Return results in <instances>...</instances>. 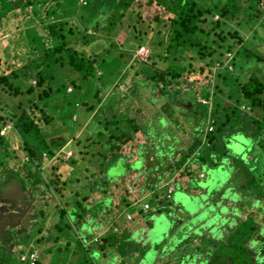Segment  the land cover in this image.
<instances>
[{"label":"rangeland","instance_id":"obj_1","mask_svg":"<svg viewBox=\"0 0 264 264\" xmlns=\"http://www.w3.org/2000/svg\"><path fill=\"white\" fill-rule=\"evenodd\" d=\"M45 1L53 2V0ZM108 1L61 0V3L55 8L56 10H53L54 12H51L50 7L48 9L45 7L47 15L39 14L43 10L42 4L34 6L33 11L29 14L28 12L24 14L19 11L14 16L4 17L0 14V18H4L0 22V75L7 74L8 82L12 84L11 89L0 90V128L8 124L12 125L0 139V166L5 167L4 163L7 160L9 167L14 169L15 173L16 170L22 173L26 168L27 170L37 169L36 173L29 178L35 183L32 185V191L40 190L42 193L39 195L43 196V198L39 197L42 205L46 203L40 209L41 211L32 209L34 205L35 207L38 206L37 197L34 199L28 197L29 202L24 205L12 204L13 206L7 214L11 215L12 210L15 212L14 217L22 218V215L19 214V211H22V213L30 215V218L35 217L37 219L32 220V224L27 226L26 232L20 238L25 240V244H18L21 246L19 253L16 252L18 245H13L14 249L10 252V264H25L20 262L19 257L21 253L26 254L29 245H32L33 250L38 253L37 264H71L68 253L71 250L73 251L75 244L78 245L76 251L79 249L81 253L84 252L82 243L86 242V239L81 240V227L75 223L74 217L60 218L61 216L57 213L59 206H57L58 208L55 206L52 195H55L58 199L57 203L60 202L59 197L61 194L63 197L62 202L66 203L68 199H71L69 203L73 202L74 206L76 202L82 204L81 197L69 198L67 195L70 194L72 187L75 188L74 192L78 196L88 194L84 189V186L88 183L87 178L90 181H95L91 183V186L96 193L92 192L88 195L93 206L96 205L94 201L103 200L102 198L106 197V193H110L111 195L108 197L115 198L119 204L116 211L118 229L116 232L113 231V227L110 229L111 248L114 244H119V247L118 250L113 248L110 250V255L104 260L103 264H168V262L171 264H188L189 262V264H196L197 262L199 264H213L217 262L220 255H211L212 253L219 254V252H222V256L226 253L224 247L221 248V251H217L220 248L216 246L221 242H227L226 238L230 237H234L233 244L235 246L231 247V252L238 257L239 264H252L251 255L246 253V249L243 248L249 244L251 245L250 249H254L256 253L260 248L258 244L254 247L256 236L254 234L252 237L249 232L252 219L259 223L255 224L257 229L264 228V219L261 218L264 216V136L261 135L259 141L253 140L249 134L241 132L239 129L229 131L226 128L224 130L226 137L232 133L235 134L227 139L228 144L222 157L223 167L213 168L215 170L205 172L209 177L207 180H210L213 184L212 188L209 190L208 186L204 187L198 184L203 174L200 175L199 179L196 178L195 183H190L192 186L190 190L194 192L201 191L202 187L205 189L203 193L206 194L200 200L188 202V207L193 212L190 215L187 214V217L182 215L183 218L176 213H172V209L175 208L169 207L168 203L179 202L180 198H184L183 195L188 194L187 192H184L187 194H178L177 191L179 190L176 189L171 195L169 192L172 191L171 188L174 189L173 183H176L177 180L183 181V176H192L188 174L194 175L197 170H191L190 165L187 167L183 165L180 169L177 168L175 162L180 159V154L173 162H166L168 164L165 168L159 163L163 162L171 151L174 153V149L179 148V151H185L188 146L194 143L195 137L200 134V130L203 131L202 137L205 138L206 136L204 142L208 141V134L214 136L215 141L219 139V133L215 131V125L213 124L214 129L211 133H209L208 128L213 121H220L213 114L214 110H211L214 99H210V97L204 99L202 94L204 91H213L212 86L223 66L219 61L199 58L196 50L192 51L190 49L188 54L193 57L192 65L195 67V73L190 75L184 73L182 78L177 80L176 85L168 84L169 81H166V84L163 82L153 84L150 79L154 70L149 66L153 63L158 70H164L168 62L164 57V41L167 44L168 38L167 20L165 18L167 15L164 9L171 0H163L157 6L154 3L148 5V0ZM86 3L87 5H85ZM253 4L252 2L247 7ZM243 5L246 6L247 4ZM258 8L259 5L252 8V13L260 10L262 17L264 9L262 6ZM137 12L141 13L145 21L152 19L155 13L158 14V22L149 23L150 29L146 31L148 33L146 38L144 37L146 26L141 29L144 30L141 33L140 28L142 27L136 17ZM52 13L55 15L52 16ZM241 16L243 14L238 15L240 17L238 22L244 24L245 16L244 18ZM216 20V16L209 17L203 26L211 28L210 24L214 25ZM45 22H49L48 25L55 26V34L43 33L42 29L46 24ZM219 23L221 24L215 29V34L217 35L220 32V35L225 38V42L221 44V52H223L222 60L226 64L230 65L228 60L234 57L236 49L241 46L248 51L253 49L256 54H260V58L264 59V26L261 25V22H258L254 28L256 29L255 33L254 30L252 33L245 24L235 27L237 21L231 23L219 19ZM27 27H30L31 31L27 30ZM83 28H88V30L84 31ZM234 30L244 40L247 39L243 45L237 43L232 45L228 32H235ZM37 34L43 35L46 44L41 46L42 41L37 37ZM31 36L33 40H31ZM63 38L64 42L74 51H77L78 54L96 60L92 70L93 80H88L91 77L87 80H79V82L76 79V87L71 84V80L75 79L76 76H80L79 73L69 69L61 60L55 64L43 61L46 50L54 48L59 42H63ZM212 38H215V35ZM159 40L163 42V47L156 44ZM202 43L211 45L209 39L205 38L202 39ZM229 44L232 45V51L224 49ZM214 47L217 48V45H214ZM207 61L210 66L212 65L209 67L212 70L210 76H206L209 68L205 69L203 73H199L197 69L198 63L203 64ZM237 61L240 62L241 59L238 58ZM35 62L40 65L41 71L37 72L34 69ZM242 63H245V65H242L243 70L240 71L241 74L239 75L242 82L250 73L263 77L264 61L258 63L256 60H250L247 63L242 61ZM11 71L15 75L8 74ZM49 71L54 75V80H49L53 93L50 97L39 99L37 96L40 89L34 87L36 74L40 73L42 75L45 73V75H49L47 74ZM232 72L236 73L235 71ZM7 78L6 80H8ZM47 82L45 86L48 84ZM236 86H238V83L234 85V87ZM29 87H33L30 94L27 93ZM72 88L73 91H69L71 92L69 93L67 89L72 90ZM173 91L177 93L172 94ZM231 93L235 95L234 92L231 91ZM169 96L171 97L170 100L168 99ZM99 101L101 104H98ZM168 102L171 103L169 108L173 110L172 119H177L175 126L171 122V117L168 116L170 111L163 112L166 111L164 106ZM220 102L225 109L233 103L226 97H220ZM197 103L203 105L202 109H199V113L201 115L206 114V117L203 118L199 115L201 119L195 123L187 121V117L183 119L186 115L189 116V110L194 109ZM34 106H36V111L41 114L43 119L41 117L38 122L35 121L38 127L35 136L29 132L27 136L22 135L21 140L13 125L20 116L24 115L23 112L30 114ZM89 108H91V111H89ZM111 108L118 112L115 115L117 119L134 118L140 127V132L133 136V140L119 150L114 147L117 142L114 139L109 141L108 138L110 129L113 128V124L109 123L113 118ZM212 109H216V107L213 106ZM238 110L244 118L246 116L249 122L252 121L251 117L258 120L261 118L257 112L249 111V108L244 105H240ZM214 112L218 113L217 111ZM39 113L33 114V117H40ZM43 115L48 118V121H44L45 117ZM160 115L162 116L159 117ZM162 117L165 122L160 121ZM203 120L205 121L204 124ZM238 124L239 126L243 125L242 122ZM106 126L109 127L107 130ZM160 136L163 138L160 139ZM23 140L28 141L27 147L32 149L31 156H27V151L23 149L24 146L21 143ZM65 142L66 145L60 146L57 150L56 146L63 145ZM68 146H70V149H68ZM111 146L113 150L115 149V152L111 150ZM137 147H140L139 152L143 155L138 164L147 162L149 158H152V162L156 165L152 164L148 168L149 174L155 173V167L160 169L157 170L158 172L163 171L162 174L153 176L150 179L152 181L141 192L142 195L147 196L144 197L142 204L148 203L152 208L160 205L164 207L163 209L171 210L168 214H166L168 211H162L165 217H162V220L155 224L159 229L151 227L149 230V234L151 233L152 236L163 233L159 234V241L155 240V247L158 249L152 252L146 251L143 244L136 246V240L134 241V239H139V232L136 231L137 233H133L132 236L129 232L125 237L122 234L126 224L135 227L141 219L140 216L135 217L132 221L125 219L128 211L134 214L138 209H124L122 206L126 207V205H121V202L126 197L119 190L124 189L122 185L129 184L135 190V198H140L136 184L141 181L140 185H145V179L129 176L130 174H127L128 168L132 171L137 168L132 164H126L130 154L133 155L134 151L132 149L136 150ZM201 147L202 155H205L204 158L209 160L211 159L209 155H206L207 151L216 150L218 158L222 155L221 150L215 148L213 143ZM242 161L247 164V168L241 167ZM98 173L100 174L99 180L93 179V176H97ZM17 176L11 174V176L6 177V174L0 172V182L6 181L7 178H11L10 180L19 178ZM55 177H59L58 179L63 181L62 186L56 185L60 188V191L59 188H55V191L50 187V184H46L49 178L54 181ZM28 184L31 186V183L28 182ZM124 193L127 196V192ZM174 195L176 198H173ZM95 196L98 199H95ZM157 196L163 201L162 204L156 203ZM168 196H170V199H168ZM226 199H231L233 206H229L228 201H224ZM41 202L39 205H41ZM4 204L5 201L0 196V207ZM194 210L197 211V214L201 211L207 225H214V229L218 231L215 235H219L220 238L214 240L216 244L213 245L214 248L212 249V243L207 236L199 235L198 237L194 233L199 232L187 226L190 222L186 219H192L194 225L202 222L198 219L196 222V216H193L196 213ZM7 214L4 216L6 217ZM167 215H169L168 220ZM110 217H112V214ZM144 220L147 221V218ZM148 225H151V223H148ZM184 229H190L192 232H187L186 236L184 235ZM261 241H264V235ZM65 242H68L69 245L66 246ZM89 242L90 252L85 257L78 258L76 263L73 264L98 263L99 256L94 253L99 252V246L92 241V238L89 239ZM121 246L124 249L125 247L134 248L124 253ZM214 249L216 250L214 251ZM158 251H160V254H157ZM58 253L61 255L57 256ZM187 254L190 257L186 256ZM151 257L157 259V263L152 262ZM74 258L75 255L72 259ZM140 259L141 261H139Z\"/></svg>","mask_w":264,"mask_h":264},{"label":"trees","instance_id":"obj_2","mask_svg":"<svg viewBox=\"0 0 264 264\" xmlns=\"http://www.w3.org/2000/svg\"><path fill=\"white\" fill-rule=\"evenodd\" d=\"M163 0H148L147 4L149 5L150 3H154V5H159V2H162ZM254 3L253 5L247 7L251 3ZM243 4H247L244 6ZM87 5V3L85 4ZM164 5V4H163ZM160 5V6H163ZM260 6L263 7L264 9V0H171V2H168L165 6V13H166V20H167V44L166 41H164L165 44V59L168 61L166 63L165 69L164 70H158L155 68L154 64L152 63L149 67L154 70L153 74L151 75V82L153 84H156L158 82H163L166 84V81H169L168 84L172 83L174 85L177 84V80L179 78H182L184 73L187 74H193L195 73V67L192 65L193 62V57L188 54V51L191 49L196 50L197 54L199 55V58L205 60V59H210V60H216L221 63L223 67H221V70L218 72L217 77H216V82L212 86L213 91L208 92L204 91L202 96L204 99H208L210 97L213 98V103L211 110L217 111L218 113L213 111V114L219 118L220 121H213V124L215 125V131L218 133L223 132L226 128L229 129V131H232L233 129H241V132H248L251 133L252 137H254V140H260L259 137L261 135L264 136V75L261 77L260 75H255V74H249V76L245 79L244 82L240 80V71L243 70L242 65H245L244 62H248L250 60H256L258 63L263 62L264 59L260 58V54H256V52L251 49L250 51L246 50L245 47H239L236 49V52L234 53V57L228 60L230 65L226 64L222 60L223 52H221V44L225 42V38L220 35V32L216 35L215 29L220 26L221 23H219V19L224 21H229L233 22L237 21L235 24V27H240L242 25H247L248 29L253 33H255L254 29L257 26V23L261 22V25L264 26V15L261 17V11L256 10L254 13H252V8H256ZM258 8V9H259ZM156 9H158L156 7ZM167 10V12H166ZM171 12H169V11ZM132 14V13H130ZM243 14L241 16L244 18V24L238 22L240 17L238 15ZM135 16V13H134ZM152 19L150 18L148 21H145V18L139 14V12L136 13V17L139 20V24L141 25L143 29L144 26H146V30L144 31L145 33V38L148 37V31L149 28V23L156 21L158 14L155 13L153 15ZM212 18L214 16L217 17V20L214 21V25L212 23L210 24L211 28H207L206 26H203L206 21L208 20L209 17ZM212 16V17H211ZM241 18V19H242ZM50 19V18H48ZM45 26L42 29L43 33H53L55 34V26L48 25L49 22H45ZM84 31L88 30V28H83ZM235 32H228V35L230 36V39L232 40V45L233 43H237L238 45H243L246 40H244L241 36H239L238 32L234 30ZM212 35V36H211ZM215 38H212L214 37ZM256 35V34H255ZM239 36V37H238ZM37 37L42 41L41 46L43 44H46L43 39V35L37 34ZM241 37V38H240ZM209 39L211 42V45L209 46L207 43L204 44L202 43V39ZM211 38V39H210ZM31 40H33V37L31 36ZM63 42L57 43L56 46L52 49L46 50L45 54L43 57L45 59L43 60L52 62V63H57L58 61H62L64 65H67L69 69L76 71V73H79L80 76H76L75 79L71 80V84H74L77 87V83L75 80L77 79L78 82L79 80H87L88 78L91 77V79L88 80H93L94 77H92L93 69H94V64L95 61L94 59H88L83 57L81 54H78L77 51H74L70 46H68L64 41V38L62 39ZM155 40V39H154ZM161 40L157 41L156 44L158 46L163 47V42ZM26 43V42H25ZM24 43V44H25ZM202 44V46H200ZM214 45H217V48L214 47ZM232 45H227V47H224L225 50L227 51H232ZM251 45V42H250ZM234 48V47H233ZM240 58L241 61L238 62L237 59ZM19 61V58H18ZM22 63V62H21ZM37 65V66H36ZM36 66V67H35ZM34 69L38 72L41 71L40 65L35 62ZM212 66V65H211ZM210 63L207 61L203 64H197V69L199 73H203L205 69L211 67ZM234 68V69H233ZM92 71V72H91ZM232 71H235L236 73H233ZM49 71L47 74H36V81L34 84V87H37L40 89V92L38 93V98L39 99H44L46 97H50V95L53 93V88H51L49 84V80H54V75L52 72ZM208 74L206 76H210L212 74V70L209 68L208 69ZM8 74L10 75H15L13 71L9 72ZM155 74V76H153ZM7 74H2L0 75V90L4 89H11V83L6 80ZM149 79V78H148ZM46 81H48L47 85L45 86ZM231 81V82H230ZM234 83V84H233ZM238 83V86L234 87ZM45 86V87H44ZM233 87V89H231ZM165 89V87H164ZM33 91V87H29L27 89V93H31ZM57 91V90H55ZM73 91V88H72ZM232 92L235 93L233 95ZM230 92V93H229ZM71 93V92H70ZM177 92L173 91L172 94H176ZM205 94V95H204ZM220 97H226L229 101H233V103L230 106H227L226 109L223 107V105L220 102ZM168 99L170 100L171 97L169 96ZM52 102V101H51ZM98 104H101L100 101ZM169 105H171L170 102L165 104V109L166 111H163L166 113L168 110L169 115L171 117V122L172 124L176 125L177 119L173 118V110L170 109ZM240 105H244L249 108V111L258 113L261 118L260 120L255 119L251 117V122L248 121V119L244 118V116L241 115L239 112ZM216 107V109H212ZM169 109H168V108ZM197 107V108H195ZM194 109L189 110L190 112L188 113L189 116H185L183 119L188 118L187 121L190 122H198L201 115L199 113V109L201 110L203 107L202 104L197 103L195 104ZM88 108V107H87ZM92 108V107H91ZM91 108H89V111H91ZM164 109V108H163ZM33 110L35 111L33 113ZM112 110V121H110V124H113V128L110 129V136L109 141L115 140L117 142V145H115V149H120L127 143L131 142L133 140V136L137 134V132H140V127L136 123L134 118H125V119H117L115 115L118 114V112L114 111L113 108ZM36 106L33 107V109L30 111V114L23 112L24 115L20 116L19 119L14 123V130H17L19 136L21 137L22 140V135L27 136L29 132L33 133L34 136L36 132H38V127L35 124V121L38 122V119L40 117H33V114L36 113ZM111 115V113H109ZM44 116V115H43ZM160 115L159 117H161ZM203 118L206 117L205 115H201ZM45 117V116H44ZM182 117V116H181ZM43 119V117H42ZM48 118L45 117L44 121H48ZM245 120V121H244ZM161 122H165V119L163 117L160 119ZM17 122H19L17 124ZM239 122H242V127L239 126ZM205 121L203 120V124ZM107 124V123H106ZM218 124V125H217ZM238 125V126H237ZM109 127L106 126V130ZM2 128H0L1 130ZM201 129V126H200ZM203 131L200 130V134ZM214 133V132H213ZM231 133V132H230ZM262 136V137H263ZM1 137V136H0ZM208 145H211L213 140L215 139L214 136H209L208 134ZM226 138H223L225 140ZM27 140H23L21 143L24 146L23 149H25L28 153L27 156H31L32 149L27 147ZM214 144V143H213ZM194 145L198 146V143H194L190 149V151H186V154L180 155V159L176 162V167L179 168L185 160H187L191 153L194 151ZM215 148H219L222 150V147L216 146L214 144ZM22 148V147H20ZM210 151H207L206 155ZM216 152V150L211 151V153ZM78 155V154H77ZM205 156V155H204ZM112 159V158H111ZM149 160V159H148ZM147 160V161H148ZM217 160H215L216 162ZM59 177H55L54 183L56 181H59ZM58 184V182H56ZM51 184H53V180H51ZM212 188V187H210ZM233 206V204H231ZM63 215V213H61ZM261 218L264 219V216ZM206 223V222H203ZM201 223V224H203ZM200 224V225H201ZM240 224V223H239ZM255 224H259L255 219H252L249 229V232L251 236L255 234L256 236V242L254 243V247L258 246L260 247L258 249V252L256 253L254 249H250L251 245H246L244 246L243 249H246V253L251 255L253 263L252 264H264V241H261L262 236L264 235V228H261V230L257 229V226ZM263 227V226H262ZM238 228V226H237ZM263 229V230H262ZM259 231V232H257ZM261 234V235H260ZM215 240V238H214ZM234 237L226 238L227 242H221L219 245L216 247H219L220 249H217V251H221V248H225L226 253L224 256H222V252L217 253H212L211 255H220V257L217 259V262L213 264H239V259L238 257L234 256L231 252V247L235 246L233 243ZM216 244L215 242L212 243L211 246ZM237 247V246H236ZM239 247V246H238ZM216 249H214L215 251ZM232 255V256H231ZM255 255V256H254ZM254 256V258H253ZM210 260V258H209ZM208 260V262H209ZM207 262V263H208ZM91 264V263H90Z\"/></svg>","mask_w":264,"mask_h":264},{"label":"crops","instance_id":"obj_3","mask_svg":"<svg viewBox=\"0 0 264 264\" xmlns=\"http://www.w3.org/2000/svg\"><path fill=\"white\" fill-rule=\"evenodd\" d=\"M60 3H61V0H53V2H50V3L45 1V0H0V14H2L4 17L14 16V15L18 14V11L20 13L23 12L24 14L28 12V14H29L31 11H33V7L34 6H36L38 4H42L43 5V10L39 14L43 15V14H46V10L49 7L52 10L51 12H54L56 10L55 8L58 7V5ZM45 7H47V9ZM22 8H24V9H22ZM25 8H28V9L25 10ZM54 15L55 14L52 13V16H54ZM1 19H4V18H0V22H1ZM27 30L31 31L30 27H27ZM173 125H174V123H173ZM225 133H226L225 131L219 133V139H217L216 141L213 140L212 142L216 146L217 145L221 146L223 138L226 137ZM244 133L249 134L251 136V133H248L246 131ZM201 134H197V136L195 137L196 139L194 140V143H198L199 145L198 146L194 145V151L191 153L190 157L187 160H185L183 162V164L179 167V169H180L183 165H186V167L188 165H190V169L191 170H197V171L195 172L194 175L193 174H188V175H192V176H189V177L183 176V181L177 180L176 183H173L174 189L171 188L172 191L169 192V193H171V195L173 194V192L176 191V189L179 190V191H177L178 194H184V192H187V191H190V193H193V194H199L200 193L199 191L194 192V191L190 190V188H192V186L189 184V180L190 179H196V178L199 179L200 175H202L206 171V168L219 163L221 158L224 156V153H221L222 155L218 158L217 155H216V152H213V153L210 152L207 155H209L211 160H209L207 158H204V155H202V153H201V150H202L201 146L202 145H207L208 141L204 142L205 139H206V136L204 138V137H202ZM234 134L235 133H232V134H230V136L234 135ZM159 138L162 139L163 137L160 136ZM0 139H1V137H0ZM194 143H192L190 146H188L186 148V150L183 151V152L179 151L180 150L179 148L174 149V151H173L174 153H172V151H171L170 155L168 157L164 158L163 162H160L159 165H163V167L165 168L168 163H171V161L173 162V160L177 159L176 157H177L178 154H180L182 156V155L186 154V151H190V149H191V147H192V145ZM112 148L113 147L111 146V150L115 152V149L113 150ZM68 149H70V146H68ZM132 151H134L133 155L130 154V158L129 157L127 158L126 164L127 165L132 164V166H134L137 169L132 171L131 169L128 168L127 174H130L129 176L132 175L134 177L136 176V177H139V178L143 177L145 179V185H140L141 181L137 182V184H136V188H137L138 194H139L140 198L143 201L145 199L144 197H147V196L142 195L141 192H143V189H145L146 186L152 181L150 179L153 176L160 175V174H162L163 171L161 170V172H158L157 170H160V169H157V167H155L154 168V172L155 173L150 175L149 171H148V168L152 164L156 165L154 162H152V158H149V160L147 162H144V163L142 162L141 164H138V163H140L139 159L143 158L142 157L143 155L141 154V152H139L140 151V147H137L136 150L132 149ZM156 152H158V151H156ZM6 159H7V157H6ZM215 160H218V161L215 162ZM166 162H168V163H166ZM136 164H138V165L136 166ZM4 165H5V167L4 166L2 167V165L0 166L1 167V171H0L1 173L6 174V177L7 176H11V174H15V175H18L17 177H19V178H16V179L14 178L12 180H10L11 178H7L6 181H1L0 182V192H1L0 196L5 201V204L0 207V216L3 215V214L5 215V214L9 213L11 207L13 206L12 204H14V203H18V205L19 204L24 205L25 203H28L29 202L28 201L29 200L28 197H31L33 199L37 197L38 201L40 200L39 197L43 198V196L39 195V194L42 193L40 190H37L36 192H35V190L32 191V185H34L35 183H33L29 179L31 177V175L36 173L37 169L27 170V168H26V170H24L22 173H20L21 171H19V170L16 173H14L15 170L12 169L11 167H9V162L7 160H5ZM36 166H37V164H36ZM241 167L242 168H247V166L243 165V163H241ZM6 169H7V171H6ZM131 172H133V173H131ZM19 174H20V176H19ZM99 175H100L99 173L97 174V176L94 175L93 179L99 180ZM180 176H182V175L180 174ZM25 177H26V179H25ZM86 180H87L88 183L86 184V186H84V189H85V191L88 192V194H85L84 196H78V194L74 192L75 188L72 187L70 194L67 195V196H69V198H71V197H81L82 204L79 203V202H76V204L74 206L73 202L69 203V201L71 199L70 200L68 199V201L66 203L62 202V205H63L64 209H61V211H60L61 213H63V215L60 214V216H61L60 218H69V217L73 218L74 217L73 220H75V223L77 225H79L81 227V229H82V233H81V236H80L81 240L84 241L83 239H86V242L84 241L85 243L81 242L82 243V247L84 248V252L81 253L79 251V249H78V251H76V249L78 248V245L75 244L74 247H73V251L71 250L70 253H68V256L71 258V260H70L71 264L76 263L78 258H80L82 256L85 257L86 254L90 252L89 239H91V238H92V241L94 243H97L98 246H99V252L98 253H96V252L94 253V254H97L98 256H101L100 260H99V264L104 262L105 258L109 257L110 250L112 248L118 250V247H119V244H114L112 248H111V245H110V234H111V230L110 229L112 227H113V231H114V228L118 229V226H117L118 216H116L117 207L119 205L118 201L115 200V198H113V197L112 198L108 197L111 194L110 193L109 194L106 193L107 198L103 197L102 198L103 200L99 199V200L94 201V202H96V205L93 206L91 200L88 198V195L90 193H92V192H95V191H93V187L91 186V183L95 182V181L94 180L90 181L89 178H87ZM28 182L31 183V186L28 184ZM56 182L59 183V181H56ZM56 182L54 184H52V187H56V185H57ZM192 183H195V181H193ZM61 184L63 185V183H61ZM122 186L124 187V189L123 190L119 189V190L122 191L121 193H123V195L126 197V199L121 202V205L125 204V202H127V196L124 193L126 185H122ZM8 187H10V188L12 187L11 190H13L15 196H17L16 195L17 194V190H15V188H18L22 192V194L24 195V199L23 200H19V199H7V198H5L3 196L2 189H7ZM34 188H36V187H34ZM95 193H93V195H95ZM153 194H156V193H153ZM136 195H137V193H136ZM170 196H168V199H170ZM59 198L62 201L63 197L60 196ZM156 198H157L156 199L157 200L156 203H158V204H162L163 203V201L161 199H159L158 196ZM173 198H176L175 195L173 196ZM53 199H54V197H53ZM95 199H98V197L95 196ZM55 201L57 202L58 199H56ZM40 202L41 201H39L38 206L34 207V210L35 209H39L40 210L42 208V206L44 204H46V203H43V205H42V202H41V205H39ZM35 203H36V201H35ZM175 203H176L175 201L172 202V203H168V206L169 207H171V206H175L176 207L177 204L175 205ZM107 204H108V207H107ZM122 207L125 209V206H122ZM130 207L131 208H135V209H140V205H137V207H135V206H130ZM163 208L164 207H161L160 205H158L155 208H152L150 206V211L148 213H146V214H143L144 212H142L141 210H136L134 214H132V213H130L128 211V213H126V216H125V219L127 221H132L137 216H140L141 219H140L138 225L135 226V227L131 226L130 224H128V225L126 224L124 226L123 233H122L123 237H125V235L128 234L129 232H131L130 233L131 236H132L133 233L135 234V233L139 232V234H140L139 239H134V241L136 240V242H135L136 246H140L141 244H143L146 247L145 250L149 251V252H152L153 250L158 249V248L155 247V245H153L154 247H151V248L147 247L145 243H142L141 237L144 238L145 235L143 233H146L147 231H149L151 229V227L153 229H159V227L156 226L155 224H157V222L159 220H162V217L163 218L165 217V214L162 211H168V212H166V214H168L169 211H170L169 209H163ZM74 212H75V215H74ZM14 214H15V212L11 210V215L7 214L6 218L4 216H2L0 218V243H2L5 238L9 239V237H6V231H7L8 227L17 228L21 223L24 222V218L26 216L29 217V215H26L25 213H22V211H19V214L22 215V218L21 217H14ZM111 214H112V217H110ZM127 215H130L132 218L130 220L127 219ZM146 218H147V221L144 220ZM166 218H167V220L169 219L168 215L166 216ZM31 222H32V220H31ZM148 223H151V225H148ZM237 225H238V223H237ZM204 231H213V233H211L210 236L214 235L215 241L217 240V238H220L219 235H215V234H217L218 231H216L212 226L206 228ZM159 234H163V233H159ZM159 234H157V236H151V239H152V241L154 243H155L156 239H157V241L160 240ZM22 236L23 235L20 234L17 238L14 237L16 241L13 238H11V240H10L11 244L9 245V247L8 248H1V249L7 250L6 252L9 255V258H10V254H11L10 252L13 251V249H14L13 245L14 244L18 245V244H21V243L23 244L25 242L24 239H20ZM98 239L100 241H97ZM128 239H130V238H128ZM215 241L213 239V242H215ZM65 245L68 246L69 243L67 242ZM33 248L34 247L32 245H29V247L27 248L26 254H22L21 253V255L22 256H26L28 253H30L32 251H35V250H33ZM121 248H122V251L124 250V253H125L129 249L131 250L134 247H129V248L125 247V249H124V247L121 246ZM212 248H214V246L211 247V249ZM20 251H21V246L18 245V249H17L16 252L19 253ZM158 253L160 254V251H158L157 254ZM59 255H61V254L58 253L57 256H59ZM73 255H75L74 259H72ZM141 259L139 261H141ZM2 260H3V257L0 255V264H3V263H1ZM151 260H152V262L157 263V259L151 257ZM6 264H8V263H6Z\"/></svg>","mask_w":264,"mask_h":264},{"label":"water","instance_id":"obj_4","mask_svg":"<svg viewBox=\"0 0 264 264\" xmlns=\"http://www.w3.org/2000/svg\"><path fill=\"white\" fill-rule=\"evenodd\" d=\"M230 137V136H229ZM229 137H225L226 139L225 140H223L222 141V143H221V147H222V152L221 153H225V151H226V146H227V144H228V142H227V139L229 138ZM251 137H252V135H251ZM253 138V140H254V137H252ZM220 147V148H221ZM233 156V155H232ZM218 161V160H217ZM222 162H224L223 160H222V158H221V160H220V162L219 163H217V164H215V165H212V166H210V167H208V168H206V173L207 172H209V171H211L213 168H217V167H221L222 166ZM242 163H243V165H245V166H247V164L246 163H244L243 161H242ZM223 167V166H222ZM215 169H213V170H215ZM203 173V176L201 177V179H199V181H198V184H201V186H208V188H209V190L211 189L210 187H212L213 186V184H212V182L210 181V180H207V178H209L208 177V174H206V173ZM107 178V177H106ZM193 181H196V179H190L189 180V184L190 183H192ZM114 182V181H113ZM215 185V184H214ZM12 189V187L10 188V187H8L7 189H2V193H3V196L5 197V198H7V199H19V200H23L24 199V195L22 194V192L18 189V188H15V190H17V196H15L14 195V192H13V190H11ZM201 191H199L200 193L199 194H193V193H190V191H187V193L189 194H187V193H184V194H187V195H183L184 196V198H180V200H179V202H176L175 203V205L177 204V206L175 207V206H172V208H175V209H172V213H176L177 215H180L181 216V218H183L182 217V215H185L186 217H187V214L188 215H190V213H192L193 211L188 207V202H190V201H195V200H200L206 193H203V192H205V189L204 188H202L201 187ZM224 192V191H223ZM222 192V193H223ZM192 194V195H191ZM188 197V198H187ZM107 198V197H106ZM225 202L226 201H228V205L229 206H231L230 204H232V200L231 199H226V200H224ZM183 204V205H182ZM208 207V206H207ZM171 211V210H170ZM189 213H188V212ZM194 211H196V210H194ZM195 218V220H196V222H197V219L198 220H202V222L201 223H203V222H206V220H205V217H204V215H203V213L201 212V211H199V213L197 214V211H196V213L193 215ZM168 218H169V215H168ZM186 219V218H185ZM186 221H189L190 222V224H188L187 226L190 228V227H192L193 229H194V231H197V232H199V233H194V235L196 234L198 237H199V235H204V236H207V238H209V241H211V243H213V239L215 238L214 237V235H212V236H210L211 235V233H213V231H204L206 228H208V227H210V226H212L213 228L215 227L214 225H211V224H209V225H207V222L206 223H203V224H199V223H196V225H194L193 224V221H192V219H186ZM182 223V222H181ZM194 226V227H193ZM220 230V229H219ZM184 232H185V234L184 235H186L187 236V232H192V230H186V229H184ZM144 235H145V237L144 238H142L141 237V241H142V243H145L146 244V246L147 247H154L153 245H155V243L152 241V239H151V233L149 234V231H147L146 233H143ZM149 234V235H148ZM210 236V237H209ZM256 242V241H255ZM254 242V243H255ZM186 256H188V257H190L188 254L186 255ZM190 263V262H189ZM188 263V264H189ZM168 264H171L170 262L168 263ZM192 264H194V263H192ZM196 264H199V262H197Z\"/></svg>","mask_w":264,"mask_h":264},{"label":"flooded vegetation","instance_id":"obj_5","mask_svg":"<svg viewBox=\"0 0 264 264\" xmlns=\"http://www.w3.org/2000/svg\"><path fill=\"white\" fill-rule=\"evenodd\" d=\"M110 1H114V0H109L108 2H110ZM66 145V142L63 144V145H60L59 144V146H56V148H57V150H58V148L60 147V146H65ZM71 156H72V154H71ZM18 170H16V172H17ZM14 173H15V171H14ZM51 180L52 179H48L47 180V183L46 184H50V187H52V184H51ZM62 180H60L59 179V183L57 184V185H61L62 186ZM53 184H54V181H53ZM55 191H56V189L55 188H59V187H52ZM59 191H60V188H59ZM39 201H41V199L39 200ZM26 204V203H25ZM34 207H35V205L33 206V208L32 209H34ZM61 209H64V207L63 206H61V208L60 209H58V211H57V213H59V215L61 214ZM28 215V214H27ZM2 216H4V214L3 215H1L0 216V218L2 217ZM5 217V216H4ZM6 218V217H5ZM35 218V217H34ZM34 218H30V215H29V217H25L24 218V222L23 223H21L17 228H12V227H8V229H7V231H6V237H9V239H4V241L2 242V243H0V255L3 257V260H2V262L1 263H3V264H6V263H8V264H10V258H9V255L7 254V250H5V249H1V248H8L9 247V245L11 244V238H13V239H15V238H17L20 234H24V232H26V228H27V226L28 225H31L32 224V222H31V220H33ZM29 220H30V222H29ZM15 237V238H14Z\"/></svg>","mask_w":264,"mask_h":264},{"label":"built area","instance_id":"obj_6","mask_svg":"<svg viewBox=\"0 0 264 264\" xmlns=\"http://www.w3.org/2000/svg\"><path fill=\"white\" fill-rule=\"evenodd\" d=\"M12 127L11 124H8L6 126H3L0 133L1 135H3L4 133H6L10 128ZM209 128V133H211L213 131V125L210 124ZM125 191L127 192V196L129 199V204H131L130 206H136V205H140V209L142 212H144L143 214L147 213L150 210V206L148 203H143L142 204V199L141 198H135V190L132 186L130 185H126L125 187ZM169 192V191H168ZM132 217L130 215H127V219H131ZM114 231H117L116 228H114ZM20 262H23L25 264H37V260H38V254L36 251H32L30 253H28L26 256H20L19 257Z\"/></svg>","mask_w":264,"mask_h":264},{"label":"clouds","instance_id":"obj_7","mask_svg":"<svg viewBox=\"0 0 264 264\" xmlns=\"http://www.w3.org/2000/svg\"><path fill=\"white\" fill-rule=\"evenodd\" d=\"M67 91L69 92V91H72V90H71V89H70V90L68 89ZM69 93H70V92H69ZM212 125H213V123H212ZM3 135H4V134H3ZM3 135H1V136H3ZM207 145H208V143H207ZM66 147H67V146H66ZM220 147H221V146H220ZM54 154H55V153H54ZM60 196H61V195H60ZM105 196L107 197L106 194H105ZM52 197H54L53 200H54V204H55V206H56V207L59 206V208H58V207H57V208L60 209L61 206H62V201H61V199H60V202L57 203V202L55 201V200H56L55 195H52ZM127 199H128V196H127ZM125 205H126L125 209H128V208L130 209V208H131V207H130L131 204H129V199H128V203L125 202ZM135 207H137V205H136ZM138 210H139V209H138ZM149 211H150V210H149ZM149 211H148V212H149ZM148 212H147V213H148ZM145 214H146V213H145ZM115 232H116V231H115ZM37 254H38V253H37ZM100 257H101V256H99V259H98V263H97V264H99ZM105 259H106V258H105ZM103 263H104V262H102V264H103Z\"/></svg>","mask_w":264,"mask_h":264}]
</instances>
